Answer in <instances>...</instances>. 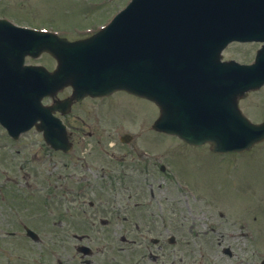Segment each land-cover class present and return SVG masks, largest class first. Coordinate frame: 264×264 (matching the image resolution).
<instances>
[{
    "label": "flooded vegetation",
    "instance_id": "obj_1",
    "mask_svg": "<svg viewBox=\"0 0 264 264\" xmlns=\"http://www.w3.org/2000/svg\"><path fill=\"white\" fill-rule=\"evenodd\" d=\"M13 22L23 24L17 18ZM7 54L21 60V69L14 78L16 81H29L30 67L39 74L40 68H48L45 50L34 55L19 50ZM52 62L50 69L55 61ZM7 68L10 69L9 66ZM33 94V112L26 119L29 125L35 126L25 135L34 134L37 140L21 143V146L31 150L32 146L41 145L38 154L41 149L44 151L48 148L43 133L38 131L36 125H46L48 105L56 100H65L67 103L61 104L54 116L66 128L69 147L66 151L63 148L55 151L59 159L57 171L51 176H46L39 168H18L9 171L10 174L15 172L18 175H10L8 179L9 183L18 184L25 193L35 194L43 189L39 202H45L46 205L52 202L57 204V201H65L69 205L66 214L61 215L63 220L56 221L54 225L61 229L64 220L70 219L74 223V231H68L66 237L72 243V253L70 256H62V253L56 251L53 264L206 263L205 240H201L197 250L190 248L189 241L191 238L207 237V233H192L191 228L189 234H175L178 230L183 231L184 228L178 226L184 227L187 222L185 218L176 217L173 206L174 194L182 190L171 187L175 191H169V186L158 183L159 172L165 174L170 168L180 167L172 154L173 147L176 145L183 152L192 147L174 137L157 138V135L162 134L152 129L158 117L156 105L122 91L78 100L72 98L70 88L61 90L51 99L40 92ZM159 147L165 153H159ZM38 154H33L31 163L39 167ZM159 154L167 157L164 163H159ZM180 157H185V154ZM37 180L43 183L53 181L59 185L54 186V190L50 186L37 188L33 185ZM30 198L34 197L28 196ZM164 202H168L166 210L161 206ZM112 226H121L122 234L109 235L107 228ZM51 237L46 235V239ZM101 241L105 244H101ZM247 241H251L250 238ZM97 242H100V246H96ZM237 242L239 240L234 236V242L222 246L220 252L230 258L241 253H251L249 247L242 249Z\"/></svg>",
    "mask_w": 264,
    "mask_h": 264
},
{
    "label": "water",
    "instance_id": "obj_2",
    "mask_svg": "<svg viewBox=\"0 0 264 264\" xmlns=\"http://www.w3.org/2000/svg\"><path fill=\"white\" fill-rule=\"evenodd\" d=\"M248 8L252 22L234 31V11ZM233 40L264 42V0H132L87 40L48 35L47 51L59 66L47 74V93L76 87L79 79L86 83L76 87L83 93L123 89L158 104L160 131L209 143L215 152L249 150L264 140V122L250 123L237 100L264 83V45L252 66L220 63ZM61 50L70 56L60 58ZM55 127L47 126L46 140L57 147Z\"/></svg>",
    "mask_w": 264,
    "mask_h": 264
},
{
    "label": "rangeland",
    "instance_id": "obj_3",
    "mask_svg": "<svg viewBox=\"0 0 264 264\" xmlns=\"http://www.w3.org/2000/svg\"><path fill=\"white\" fill-rule=\"evenodd\" d=\"M129 1L0 0V15L10 14L27 20L25 22L33 21L31 24L47 25L48 28L74 39L103 28ZM44 16L46 18L43 21L37 22L39 17ZM257 48L259 46L256 44L232 45L224 53V57L246 62L253 58ZM45 62L51 66L50 59H46ZM240 108L251 120H262L264 87L241 102ZM157 138L166 139L167 137L157 135ZM32 139L37 140V137L34 134H28L17 144L5 138L0 129V173H4L0 175V263L53 264L55 260L53 254L56 251L62 253V256H70L72 253L70 252L72 243L66 237L68 231L70 233L74 231V223L70 222V219L64 220L61 229L55 228L54 225L56 221L63 220L61 215L66 214L69 205L65 201H63L64 205L59 201L57 204L52 202L46 205L45 202H39L40 192L43 189L35 194H29L25 193L18 184L9 183L10 175L13 177L18 175L15 172L10 174V170L39 168L45 172L46 176H51L57 171L56 164L59 156L56 153H51L46 148L44 151L41 149L38 154L41 145L32 146L31 150L27 146H21V143H30ZM201 149H189L191 154L188 153V158L185 157L182 162L176 160V164L180 165L179 169L170 168L165 174L159 172V185L169 186V191H175L171 187L178 188L179 185L183 189L182 192L179 190L178 194H174L173 206L176 217L185 218L187 222L184 227L178 226L184 230H178L175 234H189V229L194 227L199 234L214 233L210 236L213 239L212 243H207L206 246L205 264H259V260L264 257V234L262 235L264 230V142L248 152L217 158L208 150ZM171 151L174 157L180 154L177 150ZM34 153L39 155V167L31 163ZM159 153L165 152L159 147ZM158 159L159 163H164L167 157L159 154ZM196 159H200L201 162H194ZM193 162L199 165L195 166ZM12 179L17 180V178ZM31 180L34 181L32 177ZM33 185L37 188L50 186L52 189L59 184L53 181L43 183L37 180ZM55 192L57 193V190ZM28 196L34 198L28 199ZM161 206L165 210L168 209V202L162 203ZM201 222H206L209 226L199 225ZM24 223L38 233L40 242L35 243L24 236L18 238L9 236V232L12 231L20 233L21 224ZM210 228H216V231L209 232ZM107 229L111 235L114 230L118 234L121 233V226ZM224 232H232V235L241 234L240 244L242 247L243 245L246 248L249 247L251 253L239 254L234 258L223 256L220 248L214 244L218 239L227 237L222 236ZM46 235L53 237L46 239ZM250 236L257 240L253 245L245 239H249ZM195 239L201 242L203 238H191L189 241L190 248L197 250L199 248ZM101 244L105 243L101 241ZM183 244L186 243L183 242ZM96 246H100V242H97ZM210 251H215V255H212Z\"/></svg>",
    "mask_w": 264,
    "mask_h": 264
}]
</instances>
